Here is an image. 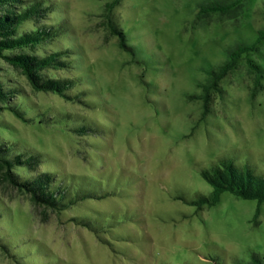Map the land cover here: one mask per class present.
I'll list each match as a JSON object with an SVG mask.
<instances>
[{
  "label": "rangeland",
  "instance_id": "1",
  "mask_svg": "<svg viewBox=\"0 0 264 264\" xmlns=\"http://www.w3.org/2000/svg\"><path fill=\"white\" fill-rule=\"evenodd\" d=\"M105 1L44 0L65 30L33 51L77 47L79 66L45 71L75 79L70 97L34 89L0 56L28 119L0 103V141L43 153L41 171L55 167L101 196L58 214L0 171V264H237L251 252L264 262V203L255 221L257 201L229 191L211 206L187 202L211 192L200 172L224 160L264 174V0H118L110 17ZM212 2L228 6L202 9ZM252 44L204 114L194 95L207 71ZM247 59L260 67L253 96ZM80 89L90 104L74 96ZM42 109L56 121L42 122ZM73 123L90 130L79 135ZM91 211L97 231L70 221Z\"/></svg>",
  "mask_w": 264,
  "mask_h": 264
},
{
  "label": "trees",
  "instance_id": "2",
  "mask_svg": "<svg viewBox=\"0 0 264 264\" xmlns=\"http://www.w3.org/2000/svg\"><path fill=\"white\" fill-rule=\"evenodd\" d=\"M117 3L118 0H106L104 2L107 16L110 17L112 9ZM227 6L212 2L208 7L202 9L220 10L227 8ZM53 11L52 5L44 3V0H0V56L24 74L34 89L57 92L70 97L69 92L71 87L75 85V79L70 76L55 77L48 75L45 71L79 66L80 61L78 60L81 57L80 53H77V47L68 46L44 54L33 51L37 45L53 41L58 37V34L65 30L64 23L56 22ZM27 22H31L32 27L24 29L23 25ZM109 24L111 33L118 37L120 45L125 49H130L131 47L126 43L123 29L117 26L111 18ZM261 34L262 32L259 31V38ZM254 46L253 44L250 46L237 45L229 51L228 59L217 68L207 71V81L198 85L201 88V93L194 95L202 100L204 114L210 112L213 94L221 91V79L230 70L236 68L241 54ZM246 63L248 71L254 72V86L251 91L253 96L256 87L262 86L260 67L251 59H247ZM73 92L75 97L80 98L86 104H90L92 99L85 95V89L73 90ZM21 95L19 87L12 83H6L0 77V103L3 104L2 107L13 111L18 117L28 120L20 106L21 99L19 98ZM52 115L47 110L42 109L37 117L42 122L54 123L53 121L56 120ZM89 127L74 123L72 126L79 135L81 132L90 130ZM5 142L7 141H0L1 178L19 191L29 194L34 204L62 214L80 202H89L87 199L90 197L92 199L101 197L86 191L81 180L60 173L55 167L41 171L38 165L45 159L43 153L30 152L27 149L17 148L14 142H11V145ZM18 166L25 167L26 173L22 174L16 171ZM200 174L211 185L212 190L207 195L197 194V198L187 201L189 204H195L200 208L205 204L211 206L219 200L222 192L229 191L237 197L257 201L254 213V220L256 221L260 206L264 203V174L253 172L246 164L238 170L231 161L227 160L209 169H202ZM96 214L93 211L89 213L79 212L72 215L70 221L97 231L90 220V218H96ZM0 244L5 246L2 242ZM214 264L219 263L215 262ZM237 264H264V262L260 254L251 252L248 261H238Z\"/></svg>",
  "mask_w": 264,
  "mask_h": 264
}]
</instances>
